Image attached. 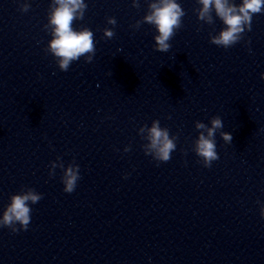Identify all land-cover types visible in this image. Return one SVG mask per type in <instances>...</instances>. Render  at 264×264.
<instances>
[{"label":"clouds","instance_id":"1","mask_svg":"<svg viewBox=\"0 0 264 264\" xmlns=\"http://www.w3.org/2000/svg\"><path fill=\"white\" fill-rule=\"evenodd\" d=\"M200 5L194 11L199 21L213 25L218 18L223 28L215 35L209 34L210 43L225 49L237 44L243 38V34L252 30V19L254 15L264 13V0H197ZM132 6L139 8V0H132ZM88 5L85 0H51L47 13V23L43 28L51 35L46 53L51 54L61 71H68L72 62L85 58L86 63H91L96 52L94 33L87 27L79 30L73 28V23L83 20ZM31 4L25 0L20 4L21 12H28ZM214 13V15H213ZM185 11L177 0H148L147 11L141 20L136 21L134 28L141 24L152 25L158 34L154 35V48L156 51L166 53L171 45L169 41L176 34V30L182 27V18ZM215 16V18H214ZM107 23L116 25L114 17H108ZM115 35L113 29H103V36L111 39ZM251 51V49H249ZM264 79V73H261ZM168 119H171L169 116ZM210 126L201 122H195L198 137L193 142V152L200 158L199 162L204 167L210 168L212 162L219 159L216 151V133L226 144H231L232 135L226 131H220L223 121L219 116H214L209 121ZM138 134L145 141L142 145L145 155L151 156L157 162H168L171 153L176 150L177 136H170L169 130L160 126L159 120H153L151 126L143 125L138 129ZM130 146L124 151H130ZM61 168L63 175L61 182L63 191L72 193L79 176V165L75 161L64 165L58 156L55 161L50 162L49 176L55 175V169ZM43 198L33 188H22L17 194L10 196V202L0 214V227L10 229L13 233L26 231L31 222L32 208L30 204H37ZM260 204V215L264 218V203Z\"/></svg>","mask_w":264,"mask_h":264}]
</instances>
